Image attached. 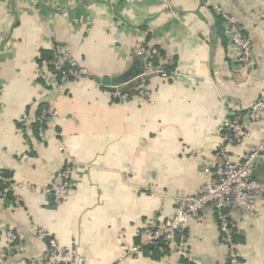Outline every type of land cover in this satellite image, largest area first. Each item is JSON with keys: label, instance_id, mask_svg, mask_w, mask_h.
<instances>
[{"label": "crops", "instance_id": "1", "mask_svg": "<svg viewBox=\"0 0 264 264\" xmlns=\"http://www.w3.org/2000/svg\"><path fill=\"white\" fill-rule=\"evenodd\" d=\"M216 3L236 13L250 37L251 69L235 71ZM137 43L160 49L176 74L153 75L150 98L121 103L104 90L139 82ZM59 50L91 73L63 92L40 76ZM261 97L264 0H0V182L23 183L20 205L0 195V252L13 247L2 264H33L47 249L38 229L72 251L70 264H227L212 208L186 227L193 259L168 245L126 252L153 218L164 221L179 197L198 193L217 162L229 108L245 110ZM45 100L58 115L41 141L37 125L25 130L20 119ZM251 130L232 146L236 159L262 139L264 120ZM70 159L73 187L55 203L47 187ZM231 220L240 264H264V211L233 212Z\"/></svg>", "mask_w": 264, "mask_h": 264}, {"label": "built area", "instance_id": "2", "mask_svg": "<svg viewBox=\"0 0 264 264\" xmlns=\"http://www.w3.org/2000/svg\"><path fill=\"white\" fill-rule=\"evenodd\" d=\"M212 6L214 12L221 17L224 35L233 48L232 59L235 71L251 69L254 65L253 44L244 32L238 16L221 4L216 3ZM135 52L144 61L143 70L137 76L139 82L130 88H125L128 82L106 87L105 93L110 94L115 101L123 103L134 97L150 98L151 91L147 87L150 77L159 75L168 79L176 74L164 68L165 55L160 49L145 43H137ZM40 76L63 92L71 81L88 78L91 73L72 56L59 50L40 71ZM57 115L54 101L45 100L37 114L25 112L20 120L25 130L36 124L37 137L43 141L49 129L55 125ZM263 120L264 98L262 97L252 101L245 110L231 106L222 124L221 144L215 152L217 162L208 171V177L200 186L198 193L179 197L177 211L164 221L159 222L153 218L147 223L142 232V241L129 248L126 256L135 257L145 246L153 244L168 245L173 248L174 253L193 259L187 250L186 227L200 212L212 208L217 213L219 229L227 249V264H240L231 213L254 217L264 211V135L259 143L240 159L234 157L232 146L242 144L251 136V126ZM74 166V161L68 160L50 180L47 193L53 202L60 203L72 189ZM22 186L23 183L3 179L0 182V195L11 197L14 205H20L23 201L20 192ZM27 186L34 188L29 184ZM37 234L47 240V249L34 260L33 264H70L73 256L70 249L61 246L55 238L49 237L43 230L38 229ZM7 237L12 241L15 235L12 231H8ZM12 254L13 247L8 244L0 252V264Z\"/></svg>", "mask_w": 264, "mask_h": 264}, {"label": "trees", "instance_id": "3", "mask_svg": "<svg viewBox=\"0 0 264 264\" xmlns=\"http://www.w3.org/2000/svg\"><path fill=\"white\" fill-rule=\"evenodd\" d=\"M45 57V56H44ZM45 58H47V57H45ZM50 58V57H49Z\"/></svg>", "mask_w": 264, "mask_h": 264}]
</instances>
